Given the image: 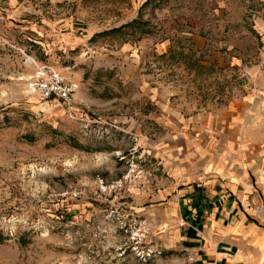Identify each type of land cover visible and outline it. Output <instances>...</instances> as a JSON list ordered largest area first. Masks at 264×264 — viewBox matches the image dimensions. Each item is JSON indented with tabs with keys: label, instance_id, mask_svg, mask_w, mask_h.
<instances>
[{
	"label": "rangeland",
	"instance_id": "obj_1",
	"mask_svg": "<svg viewBox=\"0 0 264 264\" xmlns=\"http://www.w3.org/2000/svg\"><path fill=\"white\" fill-rule=\"evenodd\" d=\"M143 1L84 0L94 31L73 33L72 21L83 25L79 0H23L15 19V7L0 0V264H158L157 257L143 263L130 240L140 220L129 214L128 194L144 186L110 188L129 172L119 156L129 159L146 144L138 126L133 135L116 128L138 119L135 83L123 85L135 72L170 89L185 115L235 101L264 106V0H154L140 19L150 34L140 27L110 33L139 20V10L122 14ZM49 24L71 30L69 42ZM191 35L209 40L223 65L215 61L212 73L193 65L213 62L209 51L190 46ZM162 40L171 42L166 53L153 50ZM147 47L143 66L137 52ZM42 65L78 84L73 110L33 93Z\"/></svg>",
	"mask_w": 264,
	"mask_h": 264
},
{
	"label": "crops",
	"instance_id": "obj_2",
	"mask_svg": "<svg viewBox=\"0 0 264 264\" xmlns=\"http://www.w3.org/2000/svg\"><path fill=\"white\" fill-rule=\"evenodd\" d=\"M1 1L15 7L9 17L21 18L23 0ZM83 1L78 2L83 25L72 21L73 33L94 31L85 21ZM147 1L124 10L122 18L133 17ZM30 12L39 16L34 8ZM50 26L55 36L61 32ZM68 34L61 35L64 42ZM189 44L223 65L206 38L191 35ZM170 46L162 40L153 50L166 53ZM150 51L137 52L143 66ZM123 81L135 83L131 91L142 104L133 113L138 119L126 118L116 128L131 135L136 126L145 130L141 148L149 152L145 169L153 176L151 185L128 194L129 214L147 231L144 247L155 252L158 264H264V106L235 101L214 112L185 115L172 103L171 90L152 83L142 70Z\"/></svg>",
	"mask_w": 264,
	"mask_h": 264
},
{
	"label": "built area",
	"instance_id": "obj_3",
	"mask_svg": "<svg viewBox=\"0 0 264 264\" xmlns=\"http://www.w3.org/2000/svg\"><path fill=\"white\" fill-rule=\"evenodd\" d=\"M31 88L33 93L37 94L41 101L50 102L57 100L69 111L73 110L75 107V98L79 90L78 84L75 81L65 78L60 72L48 65L38 67V71L32 77ZM135 142H139L138 137H135ZM139 147L138 144L132 150L129 159L124 156H119L120 161H127L129 172L122 181H119L110 187L111 189L122 188L124 184L144 186L143 188L151 185L153 176L150 171L145 169V163L147 162L146 160L149 156V152L145 148L139 152ZM101 185L102 188L105 189L104 184L101 183ZM134 226L136 227H132V231L130 232V240L135 242V246L132 250L142 258L143 263H148L155 257V252L144 247V242L147 238V231L141 230V224H136ZM134 229H136V231H134Z\"/></svg>",
	"mask_w": 264,
	"mask_h": 264
},
{
	"label": "trees",
	"instance_id": "obj_4",
	"mask_svg": "<svg viewBox=\"0 0 264 264\" xmlns=\"http://www.w3.org/2000/svg\"><path fill=\"white\" fill-rule=\"evenodd\" d=\"M153 2H154V0H148L147 2L144 3V5L141 7L140 12H139V17H138L139 20L142 19L143 10L145 8H147L148 6H150ZM139 20H135V21H133V22L127 24V25L121 26L118 29H114L110 33H118V32H122V31H124L125 29H128V28L140 27L141 29H143V33L150 34L151 32L149 30H144L145 27L147 26V24L144 23V22H141V20L140 21ZM105 34H107V33H103L102 35H105ZM169 53H171L170 54V57H172L171 59H174L175 55H176V51L173 50V51H171ZM180 55L182 56L183 54H180ZM165 56H166V54L163 55V57H165ZM203 62H204V60L200 59V60H195L192 64L196 65L197 68H199V70H201V71L202 70H206V71L208 70L210 73H212L214 71L215 67H216V63H214V62L211 63L210 67L208 68L206 65L203 64ZM220 70H223V69H220Z\"/></svg>",
	"mask_w": 264,
	"mask_h": 264
}]
</instances>
